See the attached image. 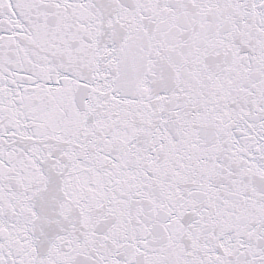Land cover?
Returning a JSON list of instances; mask_svg holds the SVG:
<instances>
[{
	"label": "snow or ice",
	"instance_id": "obj_1",
	"mask_svg": "<svg viewBox=\"0 0 264 264\" xmlns=\"http://www.w3.org/2000/svg\"><path fill=\"white\" fill-rule=\"evenodd\" d=\"M0 264H264V0H0Z\"/></svg>",
	"mask_w": 264,
	"mask_h": 264
}]
</instances>
